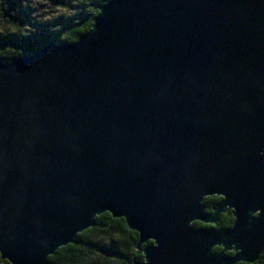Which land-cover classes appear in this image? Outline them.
<instances>
[{
	"label": "water",
	"instance_id": "water-1",
	"mask_svg": "<svg viewBox=\"0 0 264 264\" xmlns=\"http://www.w3.org/2000/svg\"><path fill=\"white\" fill-rule=\"evenodd\" d=\"M104 213L142 264L260 258L264 0H110L76 42L0 59V260L48 264Z\"/></svg>",
	"mask_w": 264,
	"mask_h": 264
},
{
	"label": "trees",
	"instance_id": "trees-1",
	"mask_svg": "<svg viewBox=\"0 0 264 264\" xmlns=\"http://www.w3.org/2000/svg\"><path fill=\"white\" fill-rule=\"evenodd\" d=\"M62 16L44 21L42 17L30 18L26 14L25 0H0V59L9 63L12 59L31 55L48 43L72 44L91 28L101 6L110 0H49ZM221 198L207 197L202 208L211 213ZM233 217L230 212L219 216L217 223L195 228L218 231L229 229ZM138 234L130 231L123 219H113L108 213L95 218L94 226L76 237V243L62 247L47 260L48 264H142L141 250H137ZM149 242L148 244H150ZM144 246H142L143 248ZM141 248V249H142ZM215 248L213 254H218ZM0 264H8L1 261ZM245 264V263H237ZM254 264H264V251Z\"/></svg>",
	"mask_w": 264,
	"mask_h": 264
},
{
	"label": "rangeland",
	"instance_id": "rangeland-1",
	"mask_svg": "<svg viewBox=\"0 0 264 264\" xmlns=\"http://www.w3.org/2000/svg\"><path fill=\"white\" fill-rule=\"evenodd\" d=\"M23 6H27L26 14L30 18L34 16L42 17L44 21L54 20L59 16L63 15V12L59 10L54 4L49 0H25Z\"/></svg>",
	"mask_w": 264,
	"mask_h": 264
},
{
	"label": "flooded vegetation",
	"instance_id": "flooded-vegetation-1",
	"mask_svg": "<svg viewBox=\"0 0 264 264\" xmlns=\"http://www.w3.org/2000/svg\"><path fill=\"white\" fill-rule=\"evenodd\" d=\"M230 212V214H231V216H232V213H231V211H229ZM229 212H227V213H229ZM233 217V216H232ZM233 221H234V219H233ZM233 223V222H232ZM214 226V225H213ZM231 227H232V225H231ZM230 227V228H231ZM229 228V229H230ZM229 229H226V230H224V231H227V230H229ZM224 231H218V232H224ZM227 257H231V256H233L234 254L232 253V252H228V253H226L225 254Z\"/></svg>",
	"mask_w": 264,
	"mask_h": 264
}]
</instances>
